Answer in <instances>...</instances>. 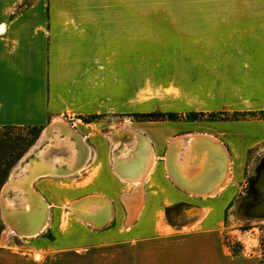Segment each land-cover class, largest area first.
Instances as JSON below:
<instances>
[{"label": "crops", "instance_id": "crops-1", "mask_svg": "<svg viewBox=\"0 0 264 264\" xmlns=\"http://www.w3.org/2000/svg\"><path fill=\"white\" fill-rule=\"evenodd\" d=\"M142 53L182 62V86L197 94L198 110L264 114V0H0V133L63 119L92 150L79 172L34 183L50 210L32 244L36 260L0 248V264H264L256 249L234 253L223 238L246 152L264 141V117L201 131L232 164L210 195L188 193L167 172L168 126L128 128L147 135L154 163L127 180L115 169L107 125L83 122L123 113L129 87L138 91ZM93 196L111 206L99 228L70 209Z\"/></svg>", "mask_w": 264, "mask_h": 264}, {"label": "rangeland", "instance_id": "rangeland-1", "mask_svg": "<svg viewBox=\"0 0 264 264\" xmlns=\"http://www.w3.org/2000/svg\"><path fill=\"white\" fill-rule=\"evenodd\" d=\"M177 55L179 57L181 54ZM192 55L193 54H189V57ZM165 57L169 58L168 54H141L139 85H134L136 89L138 88V91L133 94V86L129 87L130 89L128 91L130 92H127L129 95L126 94L127 96L122 114L109 113L103 118L96 116L82 118L84 123L101 122L107 125L104 133H106L105 136H110V139L115 145L113 149L114 163L115 169L120 175L128 174L132 176L138 174L139 169L136 165L139 157L136 156V153L139 152V134L141 137L145 138L146 142L150 145V140L147 135L128 128L147 130L149 126L155 123H162L169 127V131H174V133L170 132V146L174 140L181 137L199 134L209 135L201 133V131L205 130L204 127H206V125L212 123L264 117V114H252L246 117L245 115H234L228 112L205 113L198 110V103L201 102L197 100V94L191 87H188V85L182 86V74L187 70L182 67V62L179 59L171 62V60L168 61L164 59ZM59 121L62 122V126L65 127L64 129H70L81 136L73 129L72 122L63 119ZM57 122H55V124H57ZM118 126L120 128H127L120 129L112 134ZM51 128L52 127L48 126L45 130H41L39 128L13 127L5 128L1 130L0 133V248L12 250L16 256H18V254H30L34 261L36 260V254H38V252L32 244L36 239L32 237L28 238V241H26V239L21 238L27 237L10 231L3 216V197L7 185L11 181L13 175L17 171H20L22 163L37 158L36 153L43 147L42 143L45 139V132ZM55 129L56 128H53V130ZM129 132L133 134L131 135ZM107 137L106 140H108ZM49 143H52L48 150L49 159L56 155H59L63 160L66 159L68 153L65 146L53 147L56 141L52 139H49ZM130 145H132V147H129ZM246 153V159L244 160V180L241 183L240 194L226 210V229L223 232V238L226 246L234 253H240L245 249L254 248L264 257V217H248L245 213V209L248 206H255L264 201V141L248 149ZM190 165L196 167L199 164L196 165V163H191ZM231 166L232 164H230V167ZM70 175L72 174L57 177H67ZM34 183L32 185L33 189ZM7 195L14 198V196H12L13 193ZM89 198L102 197L93 196L74 201L70 205L71 211L76 214L72 210V207L76 203ZM247 212L251 215L248 208ZM174 215L175 213H170L172 218H174ZM6 225L8 226V230ZM6 237L11 238V242H7ZM16 256H14V258H16ZM14 264H16V261Z\"/></svg>", "mask_w": 264, "mask_h": 264}, {"label": "bare ground", "instance_id": "bare-ground-1", "mask_svg": "<svg viewBox=\"0 0 264 264\" xmlns=\"http://www.w3.org/2000/svg\"><path fill=\"white\" fill-rule=\"evenodd\" d=\"M64 128L59 121L47 130L43 147L39 152L34 151L37 152V158L24 161L20 171L13 175L7 185L3 197V216L11 232L27 238L38 236L45 228L46 221L48 222L49 207L45 199L33 189V183L46 175L74 174L83 168L91 157L92 150L85 140L74 131ZM139 136V152L136 153L139 157L136 165L139 171L135 175L142 178L153 166L154 154L145 138L140 134ZM49 139L56 141L53 147H66L68 153L66 159L63 160L59 155L49 159L48 150L52 145ZM165 160L169 175L191 194L216 193L230 173V161L225 148L215 137L209 135H191L174 140L168 148ZM191 163L199 164L200 167L199 165L192 167ZM127 175L123 176L127 180L135 177ZM10 193H13L14 198L7 195ZM72 210L96 228L104 226L111 216V206L103 198L80 201ZM248 210L252 216L264 217V201L248 207Z\"/></svg>", "mask_w": 264, "mask_h": 264}, {"label": "flooded vegetation", "instance_id": "flooded-vegetation-1", "mask_svg": "<svg viewBox=\"0 0 264 264\" xmlns=\"http://www.w3.org/2000/svg\"><path fill=\"white\" fill-rule=\"evenodd\" d=\"M253 206H254V205H253ZM248 207H251V206H248ZM248 207H247V208H248ZM247 208L245 209V213H246V215H247L248 217H254V216H251V215L248 214V212H247Z\"/></svg>", "mask_w": 264, "mask_h": 264}]
</instances>
